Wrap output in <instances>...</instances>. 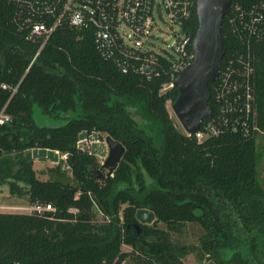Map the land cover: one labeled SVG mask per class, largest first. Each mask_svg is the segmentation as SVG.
<instances>
[{
	"label": "trees",
	"instance_id": "1",
	"mask_svg": "<svg viewBox=\"0 0 264 264\" xmlns=\"http://www.w3.org/2000/svg\"><path fill=\"white\" fill-rule=\"evenodd\" d=\"M14 7L0 0V112L11 116L0 124V181L31 205L52 209L0 211V264H183L194 251L214 264H264L256 143L264 131V41L255 48L254 114L240 111L237 121L217 125L219 135L198 142L170 116L167 102L179 91L160 93L166 76L149 83L122 73L96 49L92 29L69 26L32 62L42 40L17 30ZM226 19L221 68L242 46ZM198 27L195 10L184 30L194 40ZM218 82L209 84L214 119L221 114ZM85 133H106L125 146L112 175L98 176L101 162L79 145ZM33 149L66 154L72 178L62 177L60 165L38 177ZM140 208L154 211L152 224L138 221ZM186 223L202 226L199 247L173 240L172 231ZM124 244L132 250L123 251Z\"/></svg>",
	"mask_w": 264,
	"mask_h": 264
},
{
	"label": "built area",
	"instance_id": "2",
	"mask_svg": "<svg viewBox=\"0 0 264 264\" xmlns=\"http://www.w3.org/2000/svg\"><path fill=\"white\" fill-rule=\"evenodd\" d=\"M14 4L12 20L26 39L42 40L35 61L48 39L63 27L92 29L96 49L113 61L122 73L139 75L145 82L161 76L168 79L160 93L175 87L180 72L195 59L193 40L184 26L197 10V0H8ZM226 23L231 35L242 45L228 56L214 86V98L220 104L218 118L205 117L196 133L182 131L198 142L219 135L217 125H229L240 111L254 114L256 46L264 41V0H236L229 6ZM167 24L173 30L168 48H156L154 31ZM3 88H9L3 84ZM17 87L13 88L15 92ZM11 116L0 112V124ZM244 125H248L245 118ZM234 125H238L235 123ZM5 206L0 205V208ZM32 211L52 209L51 204L32 206ZM73 211L77 209L72 208Z\"/></svg>",
	"mask_w": 264,
	"mask_h": 264
},
{
	"label": "water",
	"instance_id": "3",
	"mask_svg": "<svg viewBox=\"0 0 264 264\" xmlns=\"http://www.w3.org/2000/svg\"><path fill=\"white\" fill-rule=\"evenodd\" d=\"M231 3L232 0H197L199 27L193 40L196 55L175 79L174 86L179 93L172 103L179 122L190 133L199 131L202 120L211 114L209 84L218 78L221 70L225 55L223 20ZM105 141L108 155L96 170L99 177L112 175L126 150L122 142L110 135ZM104 168L107 173H103ZM136 217L141 224H152L156 215L150 209L140 208Z\"/></svg>",
	"mask_w": 264,
	"mask_h": 264
},
{
	"label": "rangeland",
	"instance_id": "4",
	"mask_svg": "<svg viewBox=\"0 0 264 264\" xmlns=\"http://www.w3.org/2000/svg\"><path fill=\"white\" fill-rule=\"evenodd\" d=\"M177 26H173L170 28L167 24L160 25L159 29L154 31L156 38L154 39V44L156 48H168L169 45L173 42V37L171 36L173 30H177ZM172 101L167 102V108L170 112V116L173 119L174 123L182 130L183 126L179 122L177 116L175 115L172 109ZM107 134L106 133H92L82 134L80 137V147L90 153L96 155V158L102 163L108 155V145L105 141ZM257 143V171L258 177L261 185L264 187V131H259L256 139ZM33 157L35 159V169L38 177L45 179L50 177L52 174L50 172V168L56 167L57 165L61 166V174L64 179L72 178V172L70 166L66 162V154L63 158L55 159V161L51 160L48 155L44 153H38V149L32 150ZM53 156V155H51ZM60 156L61 153H60ZM57 160V161H56ZM100 165V167H101ZM99 167V168H100ZM98 168V169H99ZM103 173H107V169L104 168ZM0 205L9 206L0 208V211H12V212H26L30 213L32 211V206L27 196H19L15 194H11L9 191V182L8 181H0ZM3 209V210H2ZM97 214L96 217L99 220H103L104 217L96 208ZM161 227L167 228L165 223H160ZM203 234V228L198 223H186L182 224L180 228L172 231V238L175 242L187 243L190 245H196L199 247L200 245V236ZM123 251H131L132 248L129 245L124 244L122 246ZM183 264H214L212 260H210L207 256L203 259H200L197 256V252L189 253L185 258H183ZM122 264H136L133 260L127 259Z\"/></svg>",
	"mask_w": 264,
	"mask_h": 264
},
{
	"label": "crops",
	"instance_id": "5",
	"mask_svg": "<svg viewBox=\"0 0 264 264\" xmlns=\"http://www.w3.org/2000/svg\"><path fill=\"white\" fill-rule=\"evenodd\" d=\"M38 153H44L45 155H48L49 156V158L51 159V160H53V161H55V159H57L58 160V158H63V156H65V154H61L62 156H60V152H58V151H53V150H50V149H38ZM51 155H53V156H51ZM64 158H66V157H64ZM56 160V161H57ZM3 206V205H2ZM5 207L7 208V207H9L10 208V205L9 206H6L5 205ZM3 210V209H2ZM2 212H12V211H2Z\"/></svg>",
	"mask_w": 264,
	"mask_h": 264
},
{
	"label": "flooded vegetation",
	"instance_id": "6",
	"mask_svg": "<svg viewBox=\"0 0 264 264\" xmlns=\"http://www.w3.org/2000/svg\"><path fill=\"white\" fill-rule=\"evenodd\" d=\"M86 134V133H85Z\"/></svg>",
	"mask_w": 264,
	"mask_h": 264
}]
</instances>
